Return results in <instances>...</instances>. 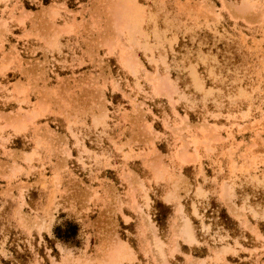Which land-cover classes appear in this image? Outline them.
Here are the masks:
<instances>
[{
    "label": "rangeland",
    "instance_id": "rangeland-1",
    "mask_svg": "<svg viewBox=\"0 0 264 264\" xmlns=\"http://www.w3.org/2000/svg\"><path fill=\"white\" fill-rule=\"evenodd\" d=\"M0 264H264V0H0Z\"/></svg>",
    "mask_w": 264,
    "mask_h": 264
}]
</instances>
